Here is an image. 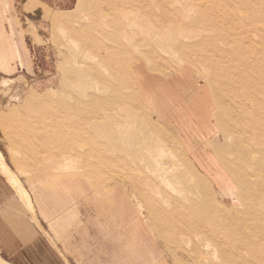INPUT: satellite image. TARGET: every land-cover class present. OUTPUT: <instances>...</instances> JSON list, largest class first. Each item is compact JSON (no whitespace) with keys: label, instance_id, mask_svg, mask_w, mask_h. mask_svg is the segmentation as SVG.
<instances>
[{"label":"rangeland","instance_id":"obj_1","mask_svg":"<svg viewBox=\"0 0 264 264\" xmlns=\"http://www.w3.org/2000/svg\"><path fill=\"white\" fill-rule=\"evenodd\" d=\"M7 1L0 10L3 166L31 193L35 184L22 177L71 170L135 193L151 229L145 244L159 264H169L164 256L172 264H264V0H75L67 9ZM183 75V103L160 114L143 86L155 90V82ZM174 114L190 120L186 142ZM72 123L82 129V146ZM0 177L15 195L9 176ZM38 217L53 229V217Z\"/></svg>","mask_w":264,"mask_h":264},{"label":"crops","instance_id":"obj_2","mask_svg":"<svg viewBox=\"0 0 264 264\" xmlns=\"http://www.w3.org/2000/svg\"><path fill=\"white\" fill-rule=\"evenodd\" d=\"M38 1L50 8L56 6L63 9L72 7L75 2V0ZM8 3L7 0H0L2 14L7 12ZM6 42L11 47L13 57L21 59L18 45L11 38ZM184 77V75L177 76L170 81L162 79L155 82L160 84L155 90L143 86L146 101L160 114L166 115L167 109L175 108L177 105L175 102L178 99L181 101L187 92ZM152 91L155 99L150 101L153 97ZM195 91L198 101L202 92L201 84ZM199 104L201 103L197 106ZM173 118L171 122H176L182 127L179 128L181 138L185 142L188 141L190 136L185 130H187L186 124L190 122L189 118L184 116L177 118L175 114ZM196 118L198 123L205 122L202 113L201 115L198 113ZM2 174L9 176V181L17 188V192L14 195L8 186L2 184L0 177V264H74L71 259L83 264H153L154 262L159 264V260L152 253L150 254L148 244L144 241L146 235L150 236L151 229L145 221H143L145 228L139 222L142 217L139 213L137 197L133 192L130 196L129 190L123 192L122 197L120 190L122 185L107 188L103 177L71 170L22 177L31 179L35 184L36 187L31 193L19 180L17 172L0 162V176ZM33 197L37 200L39 214ZM123 198L127 201L125 206H122ZM104 209L108 213L105 214ZM28 214L37 222V229L31 223ZM47 215L54 218V227L52 229L50 226V230L53 232L56 230L58 233L56 239L53 238L52 231H46L43 224L38 222V216L44 219ZM121 224H126V230H119ZM58 230L68 235L62 237ZM126 231L133 233V240L139 243L128 241ZM110 233L113 238H109ZM151 238H154L153 235ZM119 239H126L123 245L117 244ZM78 250L83 254L81 257L84 262L77 257ZM163 259L172 264L168 257L164 256Z\"/></svg>","mask_w":264,"mask_h":264},{"label":"bare ground","instance_id":"obj_3","mask_svg":"<svg viewBox=\"0 0 264 264\" xmlns=\"http://www.w3.org/2000/svg\"><path fill=\"white\" fill-rule=\"evenodd\" d=\"M103 14V13H102ZM121 24V23H120ZM16 99V98H15ZM18 99V98H17ZM51 100V99H50ZM53 100V99H52ZM56 101V100H55ZM60 102V101H59ZM50 103V102H49ZM53 103V102H52ZM61 103V102H60ZM62 104H63V102H62ZM65 104V103H64ZM63 104V105H64ZM79 104V103H78ZM59 105V104H58ZM57 105V106H58ZM61 105V104H60ZM66 105V104H65ZM61 108H62V106H61ZM69 108H71V107H69ZM65 109V108H64ZM72 109V108H71ZM75 109H77L78 110V108H75ZM41 116V115H40ZM40 118V117H39ZM38 119V118H37ZM41 121H43L42 119H40ZM73 124V128H71L72 130H73V133H74V135H73V138L75 137V139L77 140V143L79 144V146H82L83 145V141H84V139L82 138V134H81V132H82V129H80L79 128V126H77V124H75V123H72ZM21 125V124H20ZM57 126V125H56ZM56 128H58V127H56ZM66 129V128H65ZM15 130V131H14ZM16 130H19V132H20V127H13V131L11 132L12 134H13V132L14 133H16L17 134V132H16ZM28 130V129H27ZM25 132H27L26 130H24ZM32 130L30 129V131L29 132H27V133H32L31 132ZM58 132V131H57ZM66 132V131H65ZM11 133L9 132V135H11ZM40 133V132H39ZM60 133V132H59ZM72 133V132H71ZM66 134V133H65ZM18 135H20L19 133L17 134V136ZM24 135V134H23ZM27 135V134H26ZM55 135V134H54ZM8 136V135H7ZM29 136V135H28ZM48 137V136H47ZM11 138H13V136L11 137ZM10 138V139H11ZM51 138V141H52V139H54V138H52V137H50ZM63 138H65V137H63ZM62 138V139H63ZM68 138V137H67ZM70 138V137H69ZM65 140V139H64ZM16 141V140H15ZM14 141V142H15ZM28 141V140H27ZM66 142V141H65ZM68 142V141H67ZM27 143V142H26ZM52 143V142H51ZM58 143H60V142H58ZM70 143V142H69ZM72 143V142H71ZM74 143V142H73ZM86 143V142H85ZM32 144V143H31ZM54 144H55V142H54ZM16 144H14V147H16L15 146ZM24 145V144H23ZM56 145V144H55ZM22 146V145H21ZM30 146V145H29ZM28 146V147H29ZM49 146V145H48ZM57 146V145H56ZM31 147V146H30ZM29 147V148H30ZM52 147V146H51ZM29 148H28V150H29ZM59 148V147H58ZM50 149V148H49ZM72 149V148H71ZM68 150V149H67ZM30 152V150L28 151V153ZM30 154V153H29ZM34 155V154H33ZM53 155V154H52ZM96 160H98L97 159V157H96ZM102 160V159H101ZM91 165H93V164H91ZM16 172V171H15ZM18 174V173H17ZM127 189V188H126ZM120 190H121V193H122V197H123V192H124V189H122V188H120ZM18 195V194H17ZM31 195V194H30ZM32 197V196H31ZM34 198V197H33ZM32 202V201H31ZM33 203V202H32ZM19 204V203H18ZM15 205V204H14ZM20 205V204H19ZM125 205H127V201L125 200V198H123L122 199V206H125ZM139 222H141V219H139ZM142 223V222H141ZM8 253V252H7ZM12 254V253H11Z\"/></svg>","mask_w":264,"mask_h":264}]
</instances>
